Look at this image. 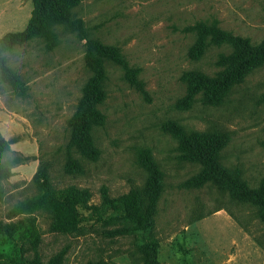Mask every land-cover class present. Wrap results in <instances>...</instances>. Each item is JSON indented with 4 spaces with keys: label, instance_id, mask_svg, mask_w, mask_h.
Instances as JSON below:
<instances>
[{
    "label": "rangeland",
    "instance_id": "1",
    "mask_svg": "<svg viewBox=\"0 0 264 264\" xmlns=\"http://www.w3.org/2000/svg\"><path fill=\"white\" fill-rule=\"evenodd\" d=\"M46 1L66 9L73 30L55 24L52 50L42 39H26L1 59L12 76L3 78L0 71V138L8 147L0 149V166L9 172L0 179V264H143L137 236L122 234L121 222L81 211L77 230L53 233L46 211L16 214L14 208L39 195L35 178L42 175L59 190H86L89 206H100L104 193L110 199L142 194L148 180L140 166L144 152L163 177L151 217L160 264H264V224L255 207L211 185L185 187L200 165L163 130L176 122L220 137V163L239 170L252 188L264 183V67L220 105H204L198 94L190 108H179L187 96L183 74L214 78L221 57L231 52L205 34L204 51L193 60L189 51L200 30L215 28L258 44L264 40V0ZM38 10L35 0H0V41L23 34ZM89 43L110 50L88 65ZM114 55L140 69L138 86ZM96 77L99 98L88 94ZM84 104L102 116V124L89 130L98 158L72 151L79 168L66 172L70 122Z\"/></svg>",
    "mask_w": 264,
    "mask_h": 264
},
{
    "label": "trees",
    "instance_id": "2",
    "mask_svg": "<svg viewBox=\"0 0 264 264\" xmlns=\"http://www.w3.org/2000/svg\"><path fill=\"white\" fill-rule=\"evenodd\" d=\"M35 3L39 10L33 14L25 32L18 35L9 34L0 41V71L3 78L12 76L10 69L1 62L4 53L12 46L19 45L26 39H42L47 42L46 48L52 50L58 44L54 30L55 24L62 25L63 29L73 30L72 20L66 13V9L58 6L53 8L46 0H35ZM199 34L198 44L189 51V56L193 60H197L204 51L203 38L205 34L211 35L212 42L216 47H226L231 52L229 55L221 57L222 70L214 78L201 73L185 72L183 74L182 80L186 83L187 96L181 102L183 105L179 104L180 109L190 108L198 94L201 95L200 98L204 105H220L247 76L264 67V40L253 44L248 38L205 27L200 30ZM109 48L99 43H89L84 57L85 62L88 65L93 64L99 57L108 54ZM114 59L122 64L131 85L138 86L136 76L140 69L128 68L126 63L115 55ZM100 79V77L93 79V86L90 85L88 93L95 92L96 98H99L98 94L101 93ZM95 123L101 125L102 116L92 108V105L86 104L71 120L72 140L67 151L69 168H66V172H72L79 168L77 161L72 157V151L90 161H95L98 158L99 153L93 146L89 134L91 124ZM163 130L176 140L178 149L185 154L188 160L200 165L199 173L189 179L184 184L185 187L214 186L219 191L226 192L236 202L254 206L260 221L264 224V183L258 189L252 188L246 180L242 179L239 170H229L220 163L218 151L223 143L220 137L208 133L189 132L176 122L165 123ZM7 148V144L0 138V149L6 150ZM140 166L148 174L146 187L142 194L136 192L130 197L110 199L104 193L100 206H89V195L86 190L73 186L59 190L51 186L42 175L40 179L36 180L35 178L40 189L39 195L17 204L14 213L46 211L50 218V232L69 233L77 230L81 211L88 212L90 210L105 221L121 222L123 224L120 230L122 234L137 236L136 248L143 255V264H160L156 258L158 242L151 233V217L156 213L154 204L164 191L163 177L157 163L147 152L141 154ZM8 175V170L0 166V179L6 178ZM143 197L146 199V204L142 200ZM37 263L33 262V264ZM86 264L106 263L97 260Z\"/></svg>",
    "mask_w": 264,
    "mask_h": 264
}]
</instances>
